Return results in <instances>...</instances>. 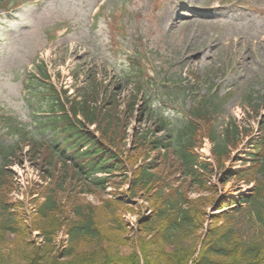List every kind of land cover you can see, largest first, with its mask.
Masks as SVG:
<instances>
[{"label":"rangeland","instance_id":"1","mask_svg":"<svg viewBox=\"0 0 264 264\" xmlns=\"http://www.w3.org/2000/svg\"><path fill=\"white\" fill-rule=\"evenodd\" d=\"M20 1L22 6L16 10L14 15L0 20V114H13L19 118L21 122H18L17 127L28 125L32 121L31 113L37 108L35 105L30 106L29 101L23 99L22 91L27 72L31 70L32 63L39 56L48 60L52 80L59 88H68L70 95L80 96L86 89L91 91L92 82L97 79L98 83L103 84L101 88L103 93L102 91L100 93L104 94L105 89L108 97L111 93L114 94L116 97L114 106L118 103L117 107L121 113L126 111L128 103L132 102L133 91L130 79L127 77L131 62L140 63L145 75L149 77V79L145 77L146 83L152 81V87L148 89L146 87L152 98L156 97L161 101L172 99L174 104L177 100L175 97L167 98L163 95L172 93L174 90L179 91L180 88H187L184 106H188L191 105L194 97H201L203 93L208 94L210 84L216 85L223 82L220 84V94L225 93L227 91L225 89L233 90L237 86L238 92L235 98L226 104L223 119L238 112L237 106H240L241 99L248 95V90L257 91L258 82L264 77L262 68L254 66L252 70H249L245 67V55L248 57L257 55L253 59L261 57L257 52L254 54L246 49L249 44L245 47L240 43L225 45L226 41L237 35H232L234 33L233 22H250L254 20L255 15L252 13L243 15L240 20H236L234 10L220 7V10L214 11L216 7L214 0H175L174 6L179 4L187 10L183 19L177 17L178 11L172 10L169 0H109L101 18H97V25L94 24L91 12L100 0ZM125 10V14L120 12ZM115 20L123 23L124 27L117 26ZM216 20H219L217 25L212 23ZM212 24L215 25L212 26ZM227 24H230V27ZM250 31L248 27L244 32L248 34ZM118 42L123 43L131 52L121 51L116 46ZM145 42L148 44V52L143 49ZM240 47L245 49L241 50ZM254 49L258 50L256 46ZM132 53L134 57H129ZM132 58L136 59L131 60ZM111 98L108 99L112 100ZM98 100L102 106L106 101L108 102L107 98L101 97ZM153 101L154 104L151 105L153 111H159L161 108L158 101ZM261 106L262 103H260ZM177 108L169 110V117L176 123L184 120L177 116L179 112ZM260 113L262 121L264 120L262 108ZM135 117L137 115L124 120L126 124L128 123V127L126 138L122 139L121 145L127 150L133 147L132 143L136 134H142L146 128L143 129L144 126L140 124L139 117L137 119ZM223 119L219 120V127L223 126ZM146 121L150 126L148 119ZM28 151L29 148H24V151L20 153L23 165L15 163L13 167L15 181L21 185L22 189L10 194L12 203H17L22 197L26 200L30 190L34 193L40 192L45 185L43 180L44 173H46L44 172L45 166L40 161L38 163L32 160ZM141 161L142 159L139 163ZM58 166L60 170H57V176L55 175L57 180L58 176L65 174L64 169H67V184L65 196L62 197L63 202H65L66 194L71 195L70 192H74L73 197L79 195L85 203L95 205L100 204V199L111 197L107 194L99 196L89 192L81 194V185L72 177L71 167L62 164ZM242 167L243 165L234 161L228 165L230 170ZM226 171L229 172V170H223L217 176L223 194L227 198L249 197L252 194V188L249 190L250 187L236 181L224 183L228 179L224 173ZM51 181L52 178L47 183ZM128 187L129 185L120 188L116 197L127 201L129 209L134 212L129 211L123 217L127 224L124 240L132 243L131 239L136 237L139 227L138 219L150 217L151 213L142 196L135 200L127 197ZM22 194L24 196H21ZM211 195V191L208 190V192L192 194L190 199L207 198ZM29 201H27V207L24 208L27 225L33 222L36 216L35 206L28 204ZM218 205H213L208 213L212 216L221 215L222 213L215 211ZM241 208L242 213L239 212L240 215L232 216L230 224L238 227L245 241H251L253 236L261 235L257 233L260 226L252 225L248 212L244 211L247 208L245 205ZM228 212L224 210V213ZM214 221L211 219L209 225L214 226ZM67 238L65 231H61L55 237L51 244L54 250L49 256L46 255L49 257L48 260H55L56 264H87L89 260L97 261L96 264H103L107 255L113 259L117 258L118 261L119 258L127 257L132 252L130 244L120 248V251L113 248V252L109 251L107 255H105L106 252L101 253L100 250L109 249L108 245H102V247L83 245L78 248L76 258L71 260L67 258L69 247ZM260 238L264 240V235ZM9 239L12 240V244L15 242L13 240L15 238L10 237ZM25 240L29 241L28 244L32 247L30 250L36 248L38 251L41 249L46 251L48 248L46 238L38 231L30 232ZM14 247H18L17 242L14 243ZM21 247L22 245L19 248ZM18 250L17 248L16 251ZM40 255L37 259L41 257ZM108 260L111 262V259Z\"/></svg>","mask_w":264,"mask_h":264},{"label":"trees","instance_id":"2","mask_svg":"<svg viewBox=\"0 0 264 264\" xmlns=\"http://www.w3.org/2000/svg\"><path fill=\"white\" fill-rule=\"evenodd\" d=\"M40 74L48 79L45 68H41ZM44 87L51 95L49 101L43 102L44 107L51 114L40 121L41 132L43 135L52 133L53 138L52 141L36 138L30 141L28 154L45 166L44 181L51 178L52 181L37 192L38 197L28 202L35 206L36 216L27 225L24 211L27 202L12 203L9 197L19 189L9 167L22 163L18 154L21 149L0 144V264H56L57 261L48 260L46 255L53 252L51 244L61 231L68 235L67 258L71 260L83 245H108L109 249L99 248L107 255L113 248L120 251L130 244L129 256L117 261L107 255L103 264H264V240L260 238L264 235V163L238 172L240 175L236 176L238 181L255 183L253 197L244 202L256 211L254 218L250 210L249 219L253 225L260 226L257 233L261 235L245 241L238 227L230 224V218L239 209L217 216L207 214V208L216 203L217 190L208 186V174L194 171L187 158L194 156L191 150L184 157V151L177 153L170 141L157 138L156 133L166 128L165 124H157L156 131L147 127L143 134H136L131 149L122 148L128 127L124 120L135 115L137 98L121 113L118 103L114 106V98L108 99L104 106L98 104L100 92L95 83L91 91L83 92L80 100H72L66 92L58 93L50 85L44 84ZM36 96L40 98L41 92L36 90ZM145 110V106L140 109V120ZM179 138L183 145H194L184 133ZM218 153L221 163L224 154L219 148ZM58 164L71 167L72 177L81 185V194L103 196L112 188L111 197H101L100 204L95 205L85 203L76 196L78 193L73 197L74 192H70L63 202L67 169L57 180ZM96 173L105 176L94 178ZM126 185H129L127 197L135 200L142 196L151 213L150 217L138 219L139 227L132 243L124 240L127 224L123 218L132 210L127 201L116 197L119 189ZM208 190L211 197L190 199V195ZM35 194L30 190L27 199ZM209 219L215 220L214 226L209 225ZM32 231L44 235L46 251L30 250L29 241L25 239ZM204 231L206 235L202 239ZM10 237L15 238L18 247H14L15 242L12 244ZM38 254H41L39 259ZM96 263L87 261V264Z\"/></svg>","mask_w":264,"mask_h":264}]
</instances>
